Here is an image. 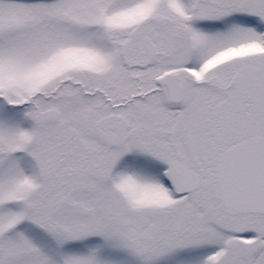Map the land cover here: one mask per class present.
<instances>
[{"label":"snow or ice","instance_id":"snow-or-ice-1","mask_svg":"<svg viewBox=\"0 0 264 264\" xmlns=\"http://www.w3.org/2000/svg\"><path fill=\"white\" fill-rule=\"evenodd\" d=\"M0 264H264V0H0Z\"/></svg>","mask_w":264,"mask_h":264}]
</instances>
